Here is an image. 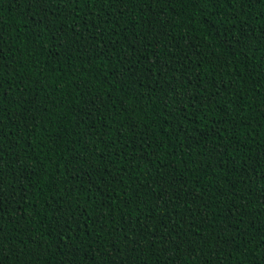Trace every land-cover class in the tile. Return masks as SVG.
<instances>
[{
	"label": "trees",
	"instance_id": "trees-1",
	"mask_svg": "<svg viewBox=\"0 0 264 264\" xmlns=\"http://www.w3.org/2000/svg\"><path fill=\"white\" fill-rule=\"evenodd\" d=\"M0 264H264V0H0Z\"/></svg>",
	"mask_w": 264,
	"mask_h": 264
}]
</instances>
